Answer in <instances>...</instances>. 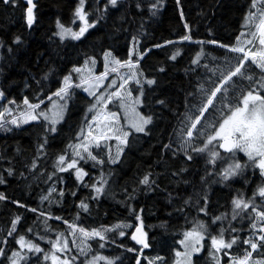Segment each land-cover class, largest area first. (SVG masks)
I'll use <instances>...</instances> for the list:
<instances>
[{
	"label": "trees",
	"instance_id": "trees-1",
	"mask_svg": "<svg viewBox=\"0 0 264 264\" xmlns=\"http://www.w3.org/2000/svg\"><path fill=\"white\" fill-rule=\"evenodd\" d=\"M34 2L37 5L36 22L28 28L25 22L27 5L23 0H17L15 5L0 0V91L4 93L1 102L12 110L8 119L29 108L23 103L25 98L30 104L43 100L40 106L46 105L50 101L48 97H54L63 78L72 74L74 68L83 66L91 58L101 63L103 55L110 52L120 60L131 58L136 62L133 70L136 80L140 81L136 89L142 96L137 92L131 97L141 102L138 105L141 117L151 116L152 122L145 126V132H136L124 129L122 116L117 114L116 132L108 134L109 139L100 141V147L88 138L89 151L97 157L93 161L82 148L78 150L84 159L75 156V146L85 141L83 137L87 136L90 125L91 130L94 127L92 117L96 112L86 106L92 97L76 91L74 86L70 88L74 96L55 132L49 130L51 127L44 120L12 127L5 119V127L0 128V178L5 181L0 184V193L7 199L0 200V242L6 243H0V247L6 249L7 255L0 256V264H10L7 257L19 249V236H25L26 240L43 249L41 253L28 252L19 264H49L44 255L52 250L53 239L62 235L70 247L68 254L79 259L73 264H80L81 249L89 252L90 259L105 255L111 256L114 264H135L138 259L135 254H121L117 246L85 237L79 231L81 228L88 232L111 229L105 233L107 240L127 246L132 240L133 224L142 226L149 244L147 250H142L153 264H170L181 232L199 222L204 224L206 234L203 251L195 257L196 264H237L247 252H252L248 264L264 262V245L255 240L259 233L251 227L256 217L252 205L258 211L264 210V197L258 195V189L264 187L261 170L251 167L249 164L253 161L248 157L236 153L233 159L242 165V170L223 181L221 174L233 162L226 161L218 148L215 150L219 151L220 157L215 162L210 155L211 146L204 153H191L189 148L193 155L191 161L181 151L184 132L189 125L186 117L198 115L204 102V91H210L219 82L220 73L216 69L235 66L242 58L243 54L229 49L240 47L243 41L237 38L247 14L253 9L252 0H180L179 4L176 0H160L155 10L151 9L155 0H118L115 7L108 5V0H85L87 22L95 26L88 28L79 39L63 40L54 35L57 21L66 26H78L74 17L78 0ZM186 34L192 37L190 41L181 40ZM16 36H20L23 43H14ZM167 41L174 43L167 44ZM176 52H179L176 59H170ZM200 53L199 64H193ZM102 71L101 64L98 72ZM245 75L253 76L255 80L264 73L249 60ZM148 79L155 83L147 84ZM252 86L247 79L233 78L227 98L217 100L216 107L210 108L202 121L201 130L205 136L194 139L192 147L204 146L206 135L212 133L213 127H218L224 105L229 101L235 103ZM125 132L129 133L126 138ZM117 136L126 139L127 143L121 144ZM41 144H44L43 149ZM169 144L171 150L164 147ZM60 155H66L61 167L72 158L78 160V167L88 173L83 181L78 180L71 169L59 170ZM100 160L103 163H98ZM149 174L150 181L155 182L151 190L140 183ZM62 176L64 180H61ZM101 177L106 183L102 194L94 199L91 186H99ZM61 191L63 195H60ZM46 195H49L48 199L43 200ZM205 197L206 213L200 211L205 207ZM234 198L250 202V207L235 220L232 219ZM82 201L88 205L87 211L80 207ZM221 215L226 219L213 223V219ZM17 216L21 219L15 225L13 235L9 236L12 221ZM256 222L258 226L264 223ZM117 225L130 227L117 228ZM221 228L226 229V241L236 236L238 243L231 249L214 253L210 237L218 236ZM231 228L237 231H228ZM121 230L125 236L119 235ZM77 238L76 245L74 240ZM250 238L258 242L255 251L243 243ZM157 257L162 259L157 260ZM140 263L148 264L143 260ZM97 264L101 263L97 261Z\"/></svg>",
	"mask_w": 264,
	"mask_h": 264
},
{
	"label": "snow or ice",
	"instance_id": "snow-or-ice-1",
	"mask_svg": "<svg viewBox=\"0 0 264 264\" xmlns=\"http://www.w3.org/2000/svg\"><path fill=\"white\" fill-rule=\"evenodd\" d=\"M177 4L180 3V0H176ZM259 0H252L251 7L256 8ZM4 4H13L15 5L17 3V0H3ZM25 4L27 5V8L25 10V22L28 28H32V26L36 22V15H35V9L37 7L34 0H25ZM118 4V0H108V5H111L112 7H115ZM160 4V0H155L154 3L151 4V9L155 10ZM85 6V0H78V6L75 8V16L79 18V20L84 22V25L80 27L78 32L72 31L70 28H65L64 25L58 20L57 21V27L59 28V31L57 33H54V35L59 36L61 40L65 39L66 37H71L73 39H79L82 37L85 32H87L88 28L94 27L93 24H89L87 22V13L84 11ZM107 7V5H106ZM139 7V4L137 5ZM153 14H155L153 12ZM181 17L183 18V11L180 12ZM259 15V22L254 23L255 18ZM246 22L249 27L255 28L254 31L250 32V35L253 37L259 38V45L261 46V50L259 52H250L246 51L244 47H231L229 50L231 52L235 53H241L242 58L238 60L237 64L235 66L226 68L224 70L216 69L220 73V76L218 77L219 82L214 84V87L210 91H204L203 86H201L202 91H204V102L198 109V115L195 117H186L189 121V125L187 126L184 135L185 139L183 141V144L181 145V151L184 152L185 158L189 161L193 159V155L191 153H204L206 151H209L211 146V158L212 161L215 162L217 158L220 157L219 151L215 149H223L224 151L228 153H234L235 151L239 150L244 152L248 159L250 161L255 162L257 159L259 160V168L261 170L262 175H264V95H261V91H264V75H262L259 79L253 78V76H246V62L251 61L253 64H255L262 73H264V8H262L259 13L257 12H249L246 16ZM185 28H188L187 23H185ZM135 39V38H133ZM192 37L188 34L181 37L182 41H190ZM239 40V37L237 38ZM16 44L23 43L20 36H16L14 41ZM167 44H172L174 41H167ZM210 43H216V41H210ZM249 44L252 43V41H248ZM164 45H157V47H163ZM222 47H227L224 45H221ZM11 50V49H9ZM179 55V52L174 53L170 59L175 60L176 57ZM202 53L198 54L196 59L192 61L193 64L198 65L200 61V56ZM111 56L110 52L105 53V57ZM87 63V62H86ZM94 63V61H93ZM114 63L116 65H119L121 67H129L130 69L135 68V64L131 61V58L127 61H120V60H114ZM113 72L117 71V68L112 69ZM161 72L164 71L163 68L160 69ZM73 72L80 73L81 68L77 67L73 69ZM108 73L105 71V73L102 74L101 77H96V80H100L102 78L107 77ZM234 77H241L244 79H247L250 84L253 86L246 92L241 94V98L236 100L234 97L233 100H236L235 103L233 101H229L224 107L221 109V119L217 122L218 127L212 128V133L206 135V141L204 143L203 147H192V141L199 136H205V132L201 129L203 128L202 121L206 118V113L209 111V109H214L216 107V101L217 100H225L227 98L228 88L231 85ZM129 80H135V73L130 72L129 76L124 79V83L120 85V88H123ZM137 84L140 83L139 80H135ZM147 84L152 85L155 83L154 80L148 79ZM113 83H115L113 81ZM81 84H88V88H86V91H89L93 87H97L96 84L91 83L88 80H81ZM76 87H80V84L75 85ZM73 87L72 84V74L69 73L63 78V85L53 93V96L58 97L61 101L67 99L70 95L69 89ZM91 95H93L96 98L97 104H100L102 101L106 105L107 102L111 101L113 97H119L120 93L119 91L113 92L108 97H103L102 95H97L96 92H91ZM4 93L0 91V97H3ZM49 100L52 99V97H48ZM10 103H15V101H11ZM23 103L27 105L31 109H39L40 104L43 103V100H41L39 103L36 104H30L29 100L25 98L23 100ZM161 104H163V101H160ZM97 104H93L92 108L95 109L97 107ZM55 111L52 113L51 116L46 114L43 111H40L37 114H29L28 119L30 120H37L40 117H43L46 120H51V124L53 127H51L49 130L52 132L56 131V128L54 125L63 118V109L64 105H54ZM91 111V109H90ZM5 112L10 113L11 109L5 108L4 112H0V120L4 119ZM99 115V114H98ZM98 115L93 116L92 120L96 121L98 120ZM115 113L112 114L113 117H115ZM28 119L22 121L24 123L28 122ZM107 119V117H105ZM152 122V117H140L139 121L133 125L136 132H145V126L150 124ZM6 123H11L13 125L19 126V121L13 117L10 121H7ZM5 127L4 123H0V128ZM97 127H99V124H97ZM111 131V129H109ZM129 135L128 132L124 133V137L126 138ZM91 137L93 141L96 142V147H100V141L107 140L109 137L105 135L103 132L99 136H93L91 131V125L88 131L87 136H84L83 139L85 141L88 140V138ZM117 140L120 141L121 144H126L127 140L122 139L121 137L117 136ZM44 144L40 145V148L43 149ZM77 151H75V156L79 157L80 159H84L83 156H81V153L78 149L82 148L85 153H87L88 157L92 159L93 161L97 160V157L92 154L91 151H89L88 143L84 144H77L76 146ZM166 149L171 150V145H164ZM189 148L191 149V153L189 152ZM175 155V153H173ZM119 157V153H117V158ZM66 161V155H60L58 158L57 166L59 167V170L61 172L67 171L68 169H75L76 177L78 180L83 181V177L88 175V173L84 172L83 169L77 167V159L72 158L70 162L67 163L66 167H61L60 165L64 164ZM115 162V161H113ZM98 163H103L102 160L98 161ZM35 167V165H33ZM242 170V165L239 163H233L230 165L227 169L224 170V172L221 174V179L223 181L230 180L231 177L237 175ZM181 171H185V169H181ZM12 172L9 170V175H11ZM5 183V181L0 178V184ZM106 183V181L101 177L100 185L96 186L93 184L91 187L93 188L95 192V196L92 198H99V196L103 192V186ZM141 184L148 186V188L151 190L152 185L155 183L154 181H150V174L145 175L143 179L140 181ZM51 191H55V189H52ZM64 193L61 191L60 195H63ZM73 196L76 195L75 192L72 193ZM258 195L260 197H264V187H260L258 189ZM7 197L0 193V200H6ZM43 200H47L48 197L44 196L42 197ZM18 203V202H14ZM233 204V214L232 219L235 220L241 212L244 210H247L250 207V202H245L242 198H234L232 201ZM21 207H24V205H20ZM80 207L83 208L85 211H87L88 205L84 203L83 201L80 204ZM31 211L36 212L37 209H31ZM201 212L207 211V198L205 197V207H202L200 209ZM252 211L256 213V217H254L253 222L251 223V227L254 231L258 232L259 235L255 238L256 241H258L261 245H264V223H261L259 226L256 222V220L260 222H264V210L258 211L255 207V205H252ZM41 215H44V213H41ZM21 219L20 216H17L15 220L12 221L13 229L9 231L8 235L12 236L13 232L15 231V225L17 222H19ZM56 219H60L59 217H56ZM137 219L139 220L140 217L137 216ZM226 219L225 216H216L213 219V223H216L217 221H221ZM117 228H126L130 227V225H117ZM28 231H31L29 229ZM81 233L85 237H99L101 241H106L108 238L106 236V232L111 231V229H105L103 231L93 229L91 232L86 231L85 229L81 228L79 229ZM225 231L226 229L221 228L219 231V235L217 236H211V247L215 252H220L221 250H227L231 249L233 245L238 243V237L233 236L230 240H225ZM228 231L236 232L237 230L235 228H231ZM205 228L203 224H198L196 228H194L192 231L185 233V239L181 241V244L185 247V258L189 260V264H191L190 257L195 254L199 253L201 248L199 247L200 242L205 238L204 236ZM136 233H139L140 235H137ZM62 235V234H61ZM120 236H125L124 231H119ZM145 234L142 232L141 227H136L135 233L132 234L131 239L136 241L137 244H140L143 246V248H148L149 244L144 239ZM61 237H57V242H59ZM258 242H254V239H246L243 241L244 244L249 245L250 248L255 251L258 247ZM0 243H6V241H2ZM17 244L19 245L18 250H14L11 253V256L7 257L10 261V264H19L20 261H24L26 259L24 255V250L26 249L28 252H36L41 253L43 252V249H41L37 244H34L31 241H28L25 239V236H19V239L17 240ZM55 244L53 247L55 248ZM101 247H104V244H101ZM65 249H68V242L65 239L63 243V247L58 249L59 251H64ZM81 251H84L81 249ZM128 251H136V249H128ZM142 252V249H141ZM6 249L3 247H0V256H6ZM180 253H177V256H179ZM252 255V252H247L245 255V258L243 260H239L237 264H248V257ZM44 259L47 260L48 256L45 255ZM58 257L56 255L52 256V260L55 264ZM105 259L104 257H93V260L90 262V264H96L97 261ZM157 260L162 259L161 257H157ZM61 264H69L68 260L61 261ZM106 264H114V261L112 260H106ZM136 264H140V259L138 258L136 261ZM149 264H152L151 261H149ZM257 264H264V262H257Z\"/></svg>",
	"mask_w": 264,
	"mask_h": 264
},
{
	"label": "rangeland",
	"instance_id": "rangeland-1",
	"mask_svg": "<svg viewBox=\"0 0 264 264\" xmlns=\"http://www.w3.org/2000/svg\"><path fill=\"white\" fill-rule=\"evenodd\" d=\"M262 8H264V0H259L257 7L253 8L251 12L259 13V11ZM74 17H75V20L78 22V26L74 27V26L64 25V27L70 28L74 32H78L80 27L84 25V22L79 20V18H77L76 16H74ZM86 19H87V17H86ZM258 22H259V15H257V17L254 20V23H258ZM254 30H255L254 26L249 27L247 25L246 20H245L244 28L239 35V40L243 39L240 47H244L246 51L259 52L261 50V46L259 45L258 36L253 37L250 35V32L254 31ZM58 31H59V28L56 26L55 33H57ZM57 37H59V36H57ZM66 38H71V37H66ZM248 41H252V43L249 44ZM131 53H132V50H131ZM114 60H120V59L113 56L112 54H111V56H109L107 58L105 57V54H104L102 57L101 63H99L97 59L91 58V59H88L87 63H85L83 66L79 67V68H81L80 73H75V72L72 73V84L75 87V90L81 91V92L85 93L87 96L92 97V101L86 104V106L91 110L93 109L92 105L97 104L96 98L93 95H91V92H96L97 95H102L105 98L108 97L113 92L119 91V93H120L119 97H113V99L111 101L107 102L106 105L103 103V101L100 104H97V107L94 110L96 112V116L98 114L99 115H98V120L95 121L94 127L91 130L93 136H99L102 132L105 135L115 133L116 132L115 122L117 121V116H118L117 114L119 112L122 116V124L121 125H123L124 127L128 128L130 130H134V131H135V128L133 127V125L136 124L139 121V118L141 117V112L138 109V107H139L138 105L141 102L139 103V101L137 99L134 100L131 97L132 93L136 94L137 92H139L142 96V92L140 90L136 89L137 83H135V80L137 79V77L135 76V80H129L128 83L123 88H120V85L124 83V79L129 76L130 72H134V70H133V68L130 69L127 66L121 67L119 65H116L114 63ZM93 61H94V63H93ZM120 61L123 62V61H127V60H120ZM133 63L136 64V62H133ZM101 64L103 67V71L100 73V72H98V69H99V66H101ZM113 68H117V71L113 72L112 71ZM105 71H107V73H108L107 77L102 78L100 80H96V77H101L102 74L105 73ZM82 79L88 80L91 83L96 84L97 87H93L89 91H86L85 89L88 88L89 86H88V84H81ZM113 81L115 83H113ZM134 83H135V87H134ZM77 84H80L81 86L76 87L75 85H77ZM69 92H70L69 97L63 101H61L58 97L54 96L46 105L40 106L39 109L28 108L25 112L14 116L20 122L19 126L26 124L22 121L28 119L29 114H37L40 111H43L46 114H48L49 116H51L52 113L56 110L54 105H59V104L64 105L63 118H62V119H64L66 109H67L68 105L70 104L71 99L74 96V92H72L70 89H69ZM2 98L3 97H0V112H4L5 108L10 109L7 105H5L4 103L1 102ZM10 113L5 112L3 120L8 119L10 116L9 115ZM113 113L116 114L115 117L112 116ZM105 117H107V119H105ZM11 119H8V121H10ZM62 119H60L54 125V127H56V125ZM3 120H0V122ZM37 120H44L45 122H47L50 125V127H53V125L51 124V120H46L43 117H40ZM30 121H36V120L28 119V122H30ZM8 124H10L12 127H19L17 125H13L11 123H8ZM97 124H99V127H97ZM109 129H111V131H109ZM84 143H87V141L82 142V144H84ZM236 153H240L244 157H247V155L244 152L237 150L234 153L224 154L223 158L226 161H232L233 163H235L233 157L236 155ZM258 164H259V160L257 159L255 162H251L249 165L251 167L259 168ZM74 171H75V169H74ZM46 196L49 197V195H46ZM199 224H203V223H199ZM67 226L74 227V226L68 225V224H67ZM192 230L193 229L190 228V229L183 232L182 236L179 239V244L177 246V250L175 251L173 261L171 264H189V260L185 258V255H184L185 247L183 244H181V241L185 239V233L190 232ZM204 236H205V232H204ZM60 237L61 238H60L59 242H57V237L55 239H53V241L50 244L52 247V250L46 252V254H45L48 256L47 261L49 262V264H54V262L52 260L53 255H56L58 257L55 264H61V261H64V260H68L69 264H73L74 262H79V259L73 258V256H70L68 254L70 251L69 245H68V249H65L64 251L58 250V249L63 247V243L65 240V239H62V238H64V235H62ZM80 238L85 239L83 236H80ZM94 238H99V237H94ZM77 240H78V238L74 240V242H76V245H77ZM46 242H47V240H46ZM54 244L56 245L55 248L53 247ZM202 245L204 246V239L200 242L199 247L202 248ZM27 253H28V251L25 249L24 255H26ZM32 253L34 254L36 252H32ZM177 253H180V255L177 256ZM88 254H89V252L87 250L83 251V258H82L80 264H90V258L91 257H88L87 256ZM198 254L199 253H195L190 257L191 264H194L192 259L194 256H196ZM101 257H104V258H106V260H109V258L105 255H102ZM106 260L101 259V260H99V262L101 261V264H106ZM96 264H97V262H96Z\"/></svg>",
	"mask_w": 264,
	"mask_h": 264
},
{
	"label": "crops",
	"instance_id": "crops-1",
	"mask_svg": "<svg viewBox=\"0 0 264 264\" xmlns=\"http://www.w3.org/2000/svg\"><path fill=\"white\" fill-rule=\"evenodd\" d=\"M78 161V160H77ZM62 167H66V165L65 166H62ZM77 167H78V163H77ZM68 170H70V169H68ZM71 170H73V172H75L74 171V169H71ZM64 172H66V171H64ZM62 174V173H61ZM76 174V173H75ZM61 180H64V177L62 176L61 177ZM63 182V181H62ZM76 185V184H75ZM138 211V210H137ZM134 225V224H133ZM131 226V228L133 227V229H132V232H131V236H132V234L135 232V230H136V227H140L141 225L139 224V225H135V226ZM142 227V226H141ZM186 230H188V228L187 229H185V230H183L182 232H181V234H180V237L182 236V234H183V232L184 231H186ZM142 232H144L143 231V228H142ZM180 237L177 239V241H176V245H175V248H174V252L173 253H175V251L177 250V246H178V244H179V239H180ZM136 243V241H134V240H131V243L129 244V245H133V244H135ZM143 248V247H142ZM143 249H145V248H143ZM193 260V259H192ZM193 263H194V260H193Z\"/></svg>",
	"mask_w": 264,
	"mask_h": 264
},
{
	"label": "flooded vegetation",
	"instance_id": "flooded-vegetation-1",
	"mask_svg": "<svg viewBox=\"0 0 264 264\" xmlns=\"http://www.w3.org/2000/svg\"><path fill=\"white\" fill-rule=\"evenodd\" d=\"M123 196H127V194H124ZM136 204H137V210H139V209H140V204H138V200L136 201ZM124 207H126V206H124ZM129 246H130V248H132V249H136V251H131L133 254H135V252H137V251L139 250L140 244L135 243V244H133V245H129ZM118 248H120V249L126 251V249H124L123 247H118ZM108 258H109V260H112V259H111V256H108ZM136 260H137V259H136ZM100 263H101V261H100ZM135 264H136V262H135ZM140 264H141V263H140Z\"/></svg>",
	"mask_w": 264,
	"mask_h": 264
},
{
	"label": "water",
	"instance_id": "water-1",
	"mask_svg": "<svg viewBox=\"0 0 264 264\" xmlns=\"http://www.w3.org/2000/svg\"><path fill=\"white\" fill-rule=\"evenodd\" d=\"M24 2H25V0H23ZM221 151H224L223 149H220ZM224 152H226V151H224ZM135 233V232H134ZM137 235H140L139 233H136Z\"/></svg>",
	"mask_w": 264,
	"mask_h": 264
}]
</instances>
